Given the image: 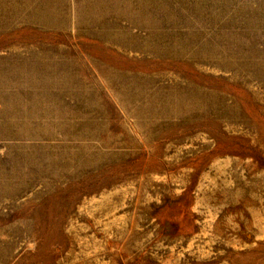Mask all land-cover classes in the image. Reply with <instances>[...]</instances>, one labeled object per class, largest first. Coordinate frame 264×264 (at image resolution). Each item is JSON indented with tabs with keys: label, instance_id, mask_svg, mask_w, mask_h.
<instances>
[{
	"label": "rangeland",
	"instance_id": "1",
	"mask_svg": "<svg viewBox=\"0 0 264 264\" xmlns=\"http://www.w3.org/2000/svg\"><path fill=\"white\" fill-rule=\"evenodd\" d=\"M0 264H264V0H0Z\"/></svg>",
	"mask_w": 264,
	"mask_h": 264
}]
</instances>
